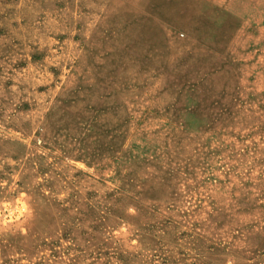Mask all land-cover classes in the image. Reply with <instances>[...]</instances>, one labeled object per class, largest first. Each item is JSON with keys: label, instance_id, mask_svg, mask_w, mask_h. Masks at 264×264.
I'll return each instance as SVG.
<instances>
[{"label": "rangeland", "instance_id": "374dc122", "mask_svg": "<svg viewBox=\"0 0 264 264\" xmlns=\"http://www.w3.org/2000/svg\"><path fill=\"white\" fill-rule=\"evenodd\" d=\"M0 264H264V0H0Z\"/></svg>", "mask_w": 264, "mask_h": 264}]
</instances>
